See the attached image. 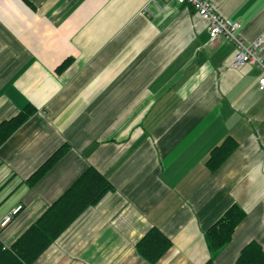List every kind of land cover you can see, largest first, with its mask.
<instances>
[{
	"label": "crops",
	"instance_id": "0c3cea01",
	"mask_svg": "<svg viewBox=\"0 0 264 264\" xmlns=\"http://www.w3.org/2000/svg\"><path fill=\"white\" fill-rule=\"evenodd\" d=\"M212 1L246 42L264 37V0ZM234 54L177 0H0V123L38 110L0 148V239L11 246L93 167L115 190L36 264H153L137 250L153 227L173 243L155 264H236L250 242L264 249V73L233 67ZM229 137L238 148L213 172ZM233 205L247 216L212 255L206 232Z\"/></svg>",
	"mask_w": 264,
	"mask_h": 264
},
{
	"label": "trees",
	"instance_id": "16d2710c",
	"mask_svg": "<svg viewBox=\"0 0 264 264\" xmlns=\"http://www.w3.org/2000/svg\"><path fill=\"white\" fill-rule=\"evenodd\" d=\"M65 61L59 72L70 66ZM37 109L27 105L16 116L0 123V148L36 113ZM238 143L231 137L210 154L207 166L217 171L236 151ZM63 145L50 156L29 179L35 184L45 177L54 165L67 153ZM115 190L108 178L93 167L86 169L78 179L30 225L12 244L7 246L0 239V264H36L60 236L77 221L88 209L97 206L106 195ZM247 214L239 206L233 205L206 232V242L212 255L220 253L233 240L239 225ZM171 239L160 229L153 227L138 242L137 250L141 257L150 263H157L172 248ZM213 259H210L211 263ZM236 264H264V249L256 241L247 244L240 252Z\"/></svg>",
	"mask_w": 264,
	"mask_h": 264
},
{
	"label": "built area",
	"instance_id": "2783aa9c",
	"mask_svg": "<svg viewBox=\"0 0 264 264\" xmlns=\"http://www.w3.org/2000/svg\"><path fill=\"white\" fill-rule=\"evenodd\" d=\"M181 5H188L195 13L207 22L210 43L215 44L224 37L235 48L233 67L241 68L246 65L257 67L264 73V59L259 54L264 51V37L260 36L252 42H246L241 36L242 25L239 22L219 14L212 0H177ZM259 89L264 90V74L259 80ZM19 210V209H18ZM17 210V211H18ZM9 218L4 222L7 223Z\"/></svg>",
	"mask_w": 264,
	"mask_h": 264
},
{
	"label": "rangeland",
	"instance_id": "374dc122",
	"mask_svg": "<svg viewBox=\"0 0 264 264\" xmlns=\"http://www.w3.org/2000/svg\"><path fill=\"white\" fill-rule=\"evenodd\" d=\"M43 259V258H42ZM42 259L40 261H42Z\"/></svg>",
	"mask_w": 264,
	"mask_h": 264
}]
</instances>
